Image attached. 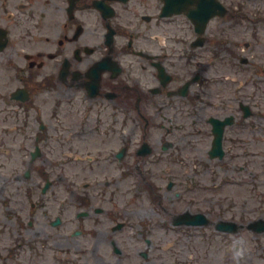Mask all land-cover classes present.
<instances>
[{
	"label": "flooded vegetation",
	"instance_id": "1",
	"mask_svg": "<svg viewBox=\"0 0 264 264\" xmlns=\"http://www.w3.org/2000/svg\"><path fill=\"white\" fill-rule=\"evenodd\" d=\"M164 5L0 0V264H149L163 258L155 242L185 235L174 225L185 212L164 214L162 189L173 182L154 181L160 153L149 133L160 131L155 141L171 158L192 147L217 162L215 127L198 106L217 79L195 47L203 38L192 22L185 13L162 17ZM214 20L204 47L228 42L232 18L210 26ZM255 83L242 121L224 127L223 144L262 130L253 107L262 84ZM209 108L227 119L223 103ZM234 155L225 148L224 158Z\"/></svg>",
	"mask_w": 264,
	"mask_h": 264
},
{
	"label": "rangeland",
	"instance_id": "2",
	"mask_svg": "<svg viewBox=\"0 0 264 264\" xmlns=\"http://www.w3.org/2000/svg\"><path fill=\"white\" fill-rule=\"evenodd\" d=\"M228 6L234 13L240 12L241 17L242 13L246 17H251L254 25L252 26L248 20L242 26L234 23L233 29L228 34L229 53L224 51L222 56L225 58L220 57L210 68L209 74L217 79V82L212 86L209 85L207 90L209 93L199 103V107L209 110V115L216 112L224 113V111H213L209 108L212 106L210 101L215 98L216 100H213L220 103L224 100L229 102L230 99L229 104L236 108L234 114L237 116L238 105L232 99H241L247 90L254 91L250 81L263 79V75H254V71H239L238 82L229 80L232 83L225 84L226 77L228 75L233 77L234 72H237L236 67L233 72L227 64L240 65L242 58H255L264 62V24H258V20L264 17V0H228ZM256 28L259 33L252 34V29ZM248 44L253 45L251 52L245 51ZM208 55L209 52L206 56ZM244 69L249 68L244 67ZM219 90L221 91L217 95ZM258 97L264 103V88ZM192 122L191 118L186 117V125L193 126ZM160 135V131L153 130L149 133V139L155 146V152L160 153V160L152 166L156 170L154 181L159 185L163 184V187L173 182L170 191H166V188L162 189L167 197L164 196L162 200L165 208L168 209L164 213L166 218L170 219L174 216L173 213L185 210L192 214L207 215L210 225L185 227V235L182 236L180 233H171L169 246L155 242L154 254L163 255L165 258L154 257L149 264H160V262L165 264H264V232L255 233L248 230V226L251 227L255 222L264 220V132L257 133L253 137L255 141L252 146L247 145L255 150L257 155L245 159L243 152L247 149L246 146L235 145L228 140L226 144L231 153H235L234 158L233 160L225 158L217 162L208 161L207 154L192 147L188 148L183 156L177 158L178 154H176L171 158L168 156L169 152L161 151V146L155 141ZM183 136V134H172L171 138L182 141ZM188 139L192 143L196 138ZM94 140L97 141L98 138ZM258 140L262 147L258 146ZM89 147L93 148L92 144ZM200 156L202 162L198 164L194 158ZM246 161H250L249 165ZM202 163L207 165L200 166ZM79 168L74 166L75 171ZM125 187L124 183L120 185L121 194ZM163 193L161 192L162 195ZM116 199L117 204H120L121 197L118 195ZM218 221L236 222L239 224V229L236 227L234 234L219 233L214 227ZM167 222L169 223V220ZM79 246L83 245L79 244ZM168 247L170 248L167 249ZM29 251L26 249L25 253ZM46 252L50 253L49 250ZM73 254L75 257L81 256V253L73 252ZM32 260L26 259V264H35ZM17 262L18 260H13L10 263L17 264ZM78 264L82 263L78 262Z\"/></svg>",
	"mask_w": 264,
	"mask_h": 264
}]
</instances>
